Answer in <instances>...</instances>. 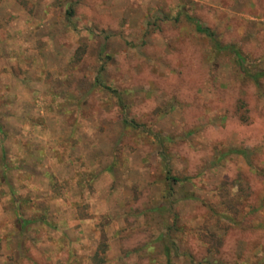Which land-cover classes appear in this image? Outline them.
Wrapping results in <instances>:
<instances>
[{
    "label": "rangeland",
    "instance_id": "rangeland-1",
    "mask_svg": "<svg viewBox=\"0 0 264 264\" xmlns=\"http://www.w3.org/2000/svg\"><path fill=\"white\" fill-rule=\"evenodd\" d=\"M190 19L264 69V0H0V264H264V79Z\"/></svg>",
    "mask_w": 264,
    "mask_h": 264
},
{
    "label": "trees",
    "instance_id": "trees-1",
    "mask_svg": "<svg viewBox=\"0 0 264 264\" xmlns=\"http://www.w3.org/2000/svg\"><path fill=\"white\" fill-rule=\"evenodd\" d=\"M70 14V11L69 13ZM191 22L194 24V28L196 30V32L206 36L207 38H209L211 41H213L215 48L219 51H228L229 54L232 55L235 63L240 67L241 72L246 75L252 82L256 83L261 79H264V69H260L254 72H250L248 70L245 69V65L247 64V57L244 56L236 47L234 46H221L219 42L216 41L215 37H214V33L212 31H210L208 28L202 27L196 20L194 19H190ZM98 85L100 87H102L103 89L109 91V92H113V89H111L110 87L105 86L102 82H99ZM122 123L125 127L130 128V127H138L137 124L133 123L132 121H129L126 118H123ZM1 129H2V125L0 124V133H1ZM235 153H239L242 154V156L246 157V151L238 149L233 151ZM4 168H6L4 166ZM13 200V206L15 208L16 211V215L19 216V220L22 226H26L28 223L35 222V220H24L22 217V214L20 213V209H19V201L12 199ZM11 200V201H12ZM161 209V207H156V211H159ZM42 223L47 224V222L41 218ZM104 261V259H95V264H99L102 263ZM99 262V263H98ZM167 264H170V262L168 261Z\"/></svg>",
    "mask_w": 264,
    "mask_h": 264
}]
</instances>
